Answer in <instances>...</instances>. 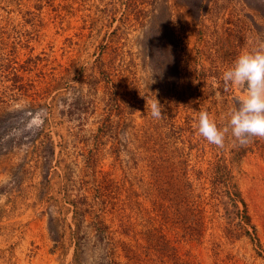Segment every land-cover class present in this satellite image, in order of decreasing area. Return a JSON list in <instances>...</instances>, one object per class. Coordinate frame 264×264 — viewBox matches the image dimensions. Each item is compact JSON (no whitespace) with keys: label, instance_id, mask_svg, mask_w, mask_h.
Returning a JSON list of instances; mask_svg holds the SVG:
<instances>
[{"label":"rangeland","instance_id":"1","mask_svg":"<svg viewBox=\"0 0 264 264\" xmlns=\"http://www.w3.org/2000/svg\"><path fill=\"white\" fill-rule=\"evenodd\" d=\"M219 38L235 46L226 69L264 42V0H0V264H154L156 230L193 264H264V139L241 146L229 128L225 147L210 144L199 113L229 127L232 104L216 90L197 109L178 96L187 74L198 90ZM188 114L194 133L178 135L171 120L184 127ZM219 155L252 238L225 230L211 197L202 172ZM171 176L205 210L199 240L175 242L163 221Z\"/></svg>","mask_w":264,"mask_h":264},{"label":"trees","instance_id":"2","mask_svg":"<svg viewBox=\"0 0 264 264\" xmlns=\"http://www.w3.org/2000/svg\"><path fill=\"white\" fill-rule=\"evenodd\" d=\"M233 47L235 48V46L229 43L227 38L224 40L219 38L214 60L212 59L213 61L209 62L210 66L208 68L202 67L196 74L198 81L197 85L199 84L198 90L195 89L194 81L191 76L187 74L185 77L186 88L178 93L181 102L186 105L191 104L193 108L197 109V107L192 104L193 99L198 100L196 95L201 97V103L204 104L208 101L209 97L215 95L216 90L222 102L232 104V110L238 107L239 101L229 98L230 86L226 87L222 79V73L226 67L231 64ZM180 75V59L173 54L171 56L168 76L175 84L180 80ZM211 77L212 80L209 81ZM214 84L216 86H214ZM207 110L206 108L205 111ZM192 120L193 118L189 114L186 115L184 127L176 125L175 122H173L174 120H171V129L175 133L178 132V135H181L182 131H188L190 135H192L194 133L190 124ZM230 163H232L231 160L229 161L225 156L219 155L214 162H209V168L206 172L202 173H204V178H208L211 182V197L217 200L216 205L222 206L224 210V217L227 220L228 226L225 230L229 231L233 236L236 235V233H242L252 238L255 229L251 224L247 206L241 198L236 183V176L233 173V166L230 165ZM179 175L181 177L183 174ZM172 181L175 182V184H171V188H168V197L172 194L173 198L169 199L168 208L162 210V212H164L163 221L165 224L169 225L172 231H177L175 232V237H177L175 242L179 240L178 236L186 237L190 240H199L208 228L205 222L206 216L203 214L205 210L199 202L191 198L188 192L186 193V187H191V182H189L187 178L181 180L175 176L172 178ZM99 192L100 190H97L96 193L98 194ZM98 197H100V193ZM77 212L78 211H76V213ZM79 214L81 215V213ZM153 238L154 243L152 242V248L159 258L152 260L154 264H193L191 260L178 255L177 247L173 245L170 239L164 234H161L159 230H156L153 234ZM119 244L123 245V249H127V256L130 254L131 256L133 255V250L124 242Z\"/></svg>","mask_w":264,"mask_h":264},{"label":"clouds","instance_id":"3","mask_svg":"<svg viewBox=\"0 0 264 264\" xmlns=\"http://www.w3.org/2000/svg\"><path fill=\"white\" fill-rule=\"evenodd\" d=\"M226 87L245 86L246 95L230 115L229 127L220 128L209 112L201 111L198 132L210 144L222 148L226 133L231 131L234 141L243 146L253 138L264 139V42L256 48L243 51L222 73ZM153 115H161V106L155 100Z\"/></svg>","mask_w":264,"mask_h":264}]
</instances>
